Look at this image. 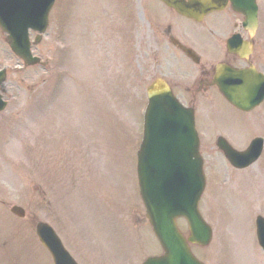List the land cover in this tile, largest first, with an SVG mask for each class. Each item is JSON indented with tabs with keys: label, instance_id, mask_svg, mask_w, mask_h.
<instances>
[{
	"label": "rangeland",
	"instance_id": "obj_1",
	"mask_svg": "<svg viewBox=\"0 0 264 264\" xmlns=\"http://www.w3.org/2000/svg\"><path fill=\"white\" fill-rule=\"evenodd\" d=\"M50 18L33 46L45 66L21 69L0 31L10 100L0 113V264H54L38 239L39 220L57 230L80 264H138L162 251L137 175L147 89L160 72L172 75L175 63L163 40L158 57L142 0H57ZM200 116L207 175L200 208L214 237L193 249L207 264H264L256 235L264 153L236 172L216 144L218 129L236 147L264 137V104L246 119L218 99ZM15 204L25 217L11 212ZM179 225L189 232L184 218Z\"/></svg>",
	"mask_w": 264,
	"mask_h": 264
},
{
	"label": "water",
	"instance_id": "obj_2",
	"mask_svg": "<svg viewBox=\"0 0 264 264\" xmlns=\"http://www.w3.org/2000/svg\"><path fill=\"white\" fill-rule=\"evenodd\" d=\"M178 11L193 15V8H202L204 1L164 0ZM55 0H0V26L9 33L12 49L27 64L39 62L31 53L29 28L45 31L49 12ZM5 74L0 75V82ZM235 89V88H233ZM150 104L145 119V136L139 150V182L147 216L164 246L165 254L148 258L144 264H204L192 252L189 242L209 244L212 229L199 211V200L205 188L206 178L200 141L195 129L192 109L177 100L162 81L148 90ZM246 97V94H243ZM229 98L241 107L250 108L264 98V89L250 104L244 106L241 99L231 94ZM5 102L0 97V110ZM218 145L236 166L244 167L261 154L262 140H256L246 152L234 150L224 138ZM13 211L24 215L21 207ZM185 216L190 226V236L185 238L178 228L177 217ZM38 233L51 250L55 264H77L65 250L54 230L45 222L37 224ZM258 233L264 246V219L258 218Z\"/></svg>",
	"mask_w": 264,
	"mask_h": 264
},
{
	"label": "flooded vegetation",
	"instance_id": "obj_3",
	"mask_svg": "<svg viewBox=\"0 0 264 264\" xmlns=\"http://www.w3.org/2000/svg\"><path fill=\"white\" fill-rule=\"evenodd\" d=\"M257 3L256 23L245 13L251 10L252 0H225L224 9L208 13L201 21L184 18L164 7L160 0H147L158 57L165 39L166 50L180 63L177 67L169 66L172 75L164 73V76L174 93L182 95L184 103L196 108L200 101L212 103L216 96H224L216 81L218 64H223L225 71L231 67L264 73V37L260 35L264 27V5L260 0ZM233 37L236 43L230 45ZM173 38L193 50L186 53L173 44ZM197 58L199 61L195 63ZM253 82L257 81L253 79ZM236 110L249 115L256 108L248 112Z\"/></svg>",
	"mask_w": 264,
	"mask_h": 264
}]
</instances>
